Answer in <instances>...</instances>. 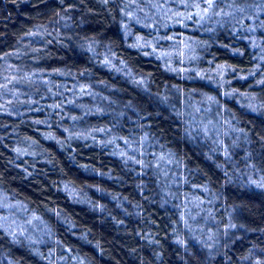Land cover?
<instances>
[{
    "label": "trees",
    "instance_id": "trees-1",
    "mask_svg": "<svg viewBox=\"0 0 264 264\" xmlns=\"http://www.w3.org/2000/svg\"><path fill=\"white\" fill-rule=\"evenodd\" d=\"M262 32L264 0H0V195L47 232L0 224L3 264H264Z\"/></svg>",
    "mask_w": 264,
    "mask_h": 264
},
{
    "label": "rangeland",
    "instance_id": "rangeland-1",
    "mask_svg": "<svg viewBox=\"0 0 264 264\" xmlns=\"http://www.w3.org/2000/svg\"><path fill=\"white\" fill-rule=\"evenodd\" d=\"M201 21H202L201 19L198 20L197 25ZM185 22H187V21H185ZM185 25H186V23H180L179 26H181V27H183L185 29V27H186ZM263 49H264V47H263ZM188 50H189V46L185 45L184 47H182L181 52H182V54L185 57V59H182V61L183 62L187 61L189 63V56L187 54ZM11 77H15V78H11ZM18 77H21V76L8 75L7 79H6L7 83H5V85L3 87H2V83L4 81L1 82V85H0V96H4L5 99H7V100H17V98L19 96V93L15 92L13 90L15 97L11 98V96L9 94V88L8 87H9V85L11 86V84H13V83L20 82ZM21 84H27V83L22 81ZM21 92H22L21 93L22 95L27 94L28 96H30L29 92L28 93H24V90H22ZM20 97H21V95H20ZM27 101H30V99H28ZM32 217H35V219L32 221L33 224H37V225H39L42 228L41 224L39 223L37 217L34 214L30 213L21 204L12 203V202L8 201L6 198H4L3 195L2 196L0 195V224H2V226H4L6 229L9 228V226L13 223V221L18 222L20 224H24L26 219H30ZM5 218H7V219H5ZM37 231H39V229H37Z\"/></svg>",
    "mask_w": 264,
    "mask_h": 264
},
{
    "label": "clouds",
    "instance_id": "clouds-1",
    "mask_svg": "<svg viewBox=\"0 0 264 264\" xmlns=\"http://www.w3.org/2000/svg\"><path fill=\"white\" fill-rule=\"evenodd\" d=\"M62 2V0H61ZM198 6V5H197ZM212 7V4H209V8ZM59 15V21H65L66 18L63 15ZM223 15H227L226 13H223ZM201 20H204V16H201ZM58 22V21H57ZM216 23H221V21H216ZM64 27H70V25L66 22ZM42 26H38V31ZM206 31H214L215 28L213 26H205ZM146 79V78H145ZM229 127L231 128L232 125L229 123ZM234 132H242V129L239 128H233ZM245 139H247L245 135ZM145 140H147V136H145ZM239 140V136L235 138V141ZM234 141V142H235ZM218 143L222 144V140L218 141ZM261 187H264V184L260 185ZM7 219V218H5ZM35 217H32L30 219H26L24 224H20L18 222L13 221V223L8 228V234L12 236L13 243H25L27 246L31 247L33 250H37V246L40 244H44L46 241L42 238L43 236L47 235V232L44 231L43 228H41L37 224H33V220ZM234 226V225H233ZM37 229H39L40 234H37ZM211 255V253L209 254ZM5 257L2 256V253H0V264H3V259ZM9 264H18V262L10 261Z\"/></svg>",
    "mask_w": 264,
    "mask_h": 264
},
{
    "label": "snow or ice",
    "instance_id": "snow-or-ice-1",
    "mask_svg": "<svg viewBox=\"0 0 264 264\" xmlns=\"http://www.w3.org/2000/svg\"><path fill=\"white\" fill-rule=\"evenodd\" d=\"M212 2H213V0H208V3H209V4H212Z\"/></svg>",
    "mask_w": 264,
    "mask_h": 264
}]
</instances>
